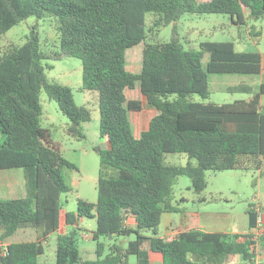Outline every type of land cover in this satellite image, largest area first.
<instances>
[{
    "label": "trees",
    "instance_id": "trees-1",
    "mask_svg": "<svg viewBox=\"0 0 264 264\" xmlns=\"http://www.w3.org/2000/svg\"><path fill=\"white\" fill-rule=\"evenodd\" d=\"M174 24L170 40H148L146 14ZM229 14L234 23L264 16V0H0V36L31 16L50 14L59 22V49L42 48L33 28L27 41L0 56V241L22 229H35L36 240L0 242V264H40L51 233L58 239L57 264H131L149 239L161 264H226L231 255L251 260L257 208L249 209L248 231H235L238 215H201L185 211L171 237L160 234L165 212L173 205L174 185L188 175L197 201H204L206 171L259 170L264 165V67L256 42L207 41L200 50L185 49L176 30L184 15ZM250 31L260 37L261 30ZM76 57L82 62L83 87L98 92L100 135L108 147L99 150L105 174L98 179L96 201L77 198L76 211L64 212L63 194L71 188L63 168L78 170L64 155L63 144L40 123L41 93L68 117V134L83 137L82 122L91 119L67 85L50 84L43 60ZM48 67H53L48 64ZM213 73L259 76L249 99L231 103L191 101L211 95ZM176 94L174 99L168 95ZM146 101V104H145ZM248 123L224 129L225 117ZM237 121V120H236ZM227 127V126H225ZM229 128V127H227ZM186 154L185 166L167 165V156ZM36 168L35 197L28 191L26 168ZM113 172V173H112ZM93 218L94 239L135 233L127 247L98 242L97 258L80 255V220ZM150 230L152 236L143 232ZM264 253V237L262 239Z\"/></svg>",
    "mask_w": 264,
    "mask_h": 264
},
{
    "label": "rangeland",
    "instance_id": "rangeland-1",
    "mask_svg": "<svg viewBox=\"0 0 264 264\" xmlns=\"http://www.w3.org/2000/svg\"><path fill=\"white\" fill-rule=\"evenodd\" d=\"M146 25L148 29V40L168 41L173 35L174 24L165 26L159 23V15L154 12L146 14ZM177 32L185 49L200 50L202 44L207 41H246L256 42L262 53L264 63V16L260 19H253L250 13L246 14V22L243 24L234 23L229 14H191L184 15L178 22ZM254 30H261L260 37L251 35L252 26ZM40 32L42 48L52 52L59 49V22L50 14L42 18L31 16L25 21L13 26L10 30L0 36V56L9 52L15 45L24 44L32 29ZM46 79L50 84L67 85L72 88L74 98L78 105H86L91 113L89 121L82 122L80 128L83 137H75L68 134V117L61 111L56 101L49 99L45 90L41 93L42 113L40 123L43 127L51 129L53 138L63 144L64 155L72 161L78 170L64 167L63 173L66 183L71 190L63 194V201H67L68 211H76L77 198L82 197L89 201H96L98 197V179L100 174L107 171L101 165L99 150L107 149L106 141L100 135V106L98 92L83 87L82 62L76 57H64L59 60H43ZM48 64L53 67H48ZM259 89V76L251 74L235 73H213L210 75L211 95L203 99L198 94L188 95L191 101H203L214 103H231L235 100L249 99ZM177 95H168L174 99ZM146 104V101H145ZM238 117H225L222 127L228 130L231 127L239 126L236 120ZM191 161L197 163V159H190L186 154H174L166 157V164L172 166H185ZM113 173V172H112ZM28 190L32 197H35L36 168H26ZM30 177L32 179H30ZM207 186L202 194L204 201H197L191 179L188 175H181L174 185L173 205L182 209L183 212H165L162 217L159 230L161 235L169 236L173 233L172 227L187 224L185 211H193L201 215H238V222L235 228L237 232H245L250 227L249 209L255 206L264 215V165L259 170L227 169L221 171H206ZM62 216L61 228L50 234L45 244L44 254L39 256L40 264H57L58 239L69 231ZM79 250L84 260L97 258V244H106V253L114 243L127 247L129 241L136 239L135 233L111 239L101 236L94 239L91 232L96 229V220L83 218L80 221ZM253 231V230H252ZM89 238L83 237L84 233ZM152 236V231L143 232ZM257 245L252 248L254 252L253 261L250 264H264V253L262 252V239L264 237V225L260 232H257ZM36 240L35 229H22L17 231L7 242L34 241ZM4 245L6 241L3 242ZM142 254L129 256L131 264H161L159 257L151 248L149 239L141 245ZM243 257L229 256L226 264H242Z\"/></svg>",
    "mask_w": 264,
    "mask_h": 264
},
{
    "label": "crops",
    "instance_id": "crops-1",
    "mask_svg": "<svg viewBox=\"0 0 264 264\" xmlns=\"http://www.w3.org/2000/svg\"><path fill=\"white\" fill-rule=\"evenodd\" d=\"M263 67H264V63H263ZM237 122H242V123H248L249 122V120H248V118H245V117H240L239 119H237ZM26 179H27V177H26ZM30 179H32L31 177H30ZM28 185V184H27ZM29 191V190H28ZM30 194V193H29ZM36 194V193H35ZM31 196V195H30ZM66 205H67V201H65V203H64V212H66V211H68L67 210V208H66ZM64 217V216H63ZM64 220H65V217L63 218ZM81 220H83V218L81 219ZM80 220V221H81ZM65 225L66 226H68L67 224H66V222H65ZM62 226V225H61ZM179 226H175V227H172V229H173V233L171 234V235H169V236H165V235H161V236H164V237H171L173 234H174V232H175V230L178 228ZM61 228V227H60ZM8 240V239H7ZM7 240H5L6 242L5 243H7V244H9V243H12V242H7ZM7 244H5V245H7ZM250 260V259H249ZM249 260H242L243 262H242V264H250L249 262ZM252 261H253V258L251 259Z\"/></svg>",
    "mask_w": 264,
    "mask_h": 264
},
{
    "label": "built area",
    "instance_id": "built-area-1",
    "mask_svg": "<svg viewBox=\"0 0 264 264\" xmlns=\"http://www.w3.org/2000/svg\"><path fill=\"white\" fill-rule=\"evenodd\" d=\"M258 215H257V224L256 226L253 228V234L257 236V232L261 231L262 226L264 225V215L262 214V212L260 210L257 209ZM83 237L85 238H89V234H87L86 232L84 233Z\"/></svg>",
    "mask_w": 264,
    "mask_h": 264
}]
</instances>
